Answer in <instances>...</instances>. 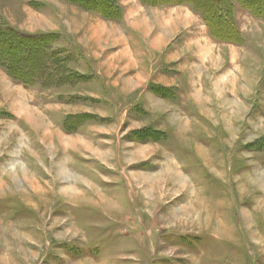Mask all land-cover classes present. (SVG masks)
Returning <instances> with one entry per match:
<instances>
[{
  "label": "rangeland",
  "instance_id": "rangeland-1",
  "mask_svg": "<svg viewBox=\"0 0 264 264\" xmlns=\"http://www.w3.org/2000/svg\"><path fill=\"white\" fill-rule=\"evenodd\" d=\"M135 2L158 12L146 15V41L127 35L136 59L163 58L189 28L182 9L206 26L182 2ZM75 9L86 12L65 0H0L9 26L52 35L46 53L58 54L31 68L35 52L0 42L15 52L13 72L38 76L26 85L0 66V264H264V21L235 4V63L221 46V67L179 98L151 83L126 90L139 87L130 68L108 78L122 84L105 82L58 33L82 23ZM157 33L159 55L149 56ZM105 43V53L120 49ZM207 45L200 53L212 59ZM183 52L169 58L183 63Z\"/></svg>",
  "mask_w": 264,
  "mask_h": 264
},
{
  "label": "crops",
  "instance_id": "crops-1",
  "mask_svg": "<svg viewBox=\"0 0 264 264\" xmlns=\"http://www.w3.org/2000/svg\"><path fill=\"white\" fill-rule=\"evenodd\" d=\"M119 2L122 7H124L122 20L119 25L114 26V23H111L96 14L84 13L82 11L80 12L79 9H75L76 12L74 13L80 16L82 23L77 24V21L74 23L71 21V24H62L60 27L58 26V33L70 37L72 44H74L80 51L84 52L85 58L90 61L93 66L98 67L105 82L112 84V87H116L119 83L122 84L123 80L126 78H108H112V76L116 74L121 76V74H124L125 71L130 68L133 69L132 72L135 78H129L132 82L135 81L138 83L139 87L136 89L126 88V90L136 92L143 86V84V87L146 89L147 85L151 83L168 90H173V93L181 98L184 96L185 91L191 92L194 82L198 83L200 89H202L200 84H203L206 79L204 74L211 73L209 69H217L221 67V63H223L219 50L221 46L227 48L230 47L231 49L230 52L228 51V57L229 54H231L230 58L226 59V65L228 66V64L235 63V56H238V53L234 50L237 49L236 45L230 43L225 44L214 40L210 36L208 29L205 28L206 26H191V22L195 23L197 21L199 22V20L186 9H182L181 11L183 12L180 13L182 14L183 22L189 23L187 26L189 28L182 33V36L179 37L170 48H168V51H166L167 53H163V58L161 60L158 59L156 62L150 63V59L148 58L145 61L141 58H134V55L136 56L137 54L136 52L134 53L135 49H133V46L127 38L128 33L134 35L137 34V36L141 37L143 42L146 41L148 37L147 32L149 31V23L146 19V15L158 16V12L157 9L152 10L146 9L142 6L141 8L138 7L139 5H137L135 0H120ZM126 3H129V6H126ZM174 11L176 12L174 9L172 13H174ZM27 15L31 16L32 14L28 13ZM0 16L5 22L8 21L3 15L0 14ZM7 24H9V21ZM139 24H144L145 28L143 30L140 29ZM165 25L169 27L168 22H166ZM236 26L239 31L237 21ZM96 28L99 29L97 33H95ZM114 31L116 32V37L112 38L111 33ZM158 40L160 39L159 34L157 33L156 37L153 39V44L150 43L149 45V56L159 55L160 50L158 48ZM104 41H106V43L108 41L113 42V44L116 45L115 47L120 49H112L110 53H105ZM206 43L208 44L207 46H209L210 54L213 56L211 57L212 59L202 58V54L200 53V47L205 46ZM176 48L179 51H188V54L183 52V63L179 64V60H171V58H169L171 52L173 54L174 50L176 51ZM124 50L129 55L131 66H128L125 59L121 56V52ZM137 56L140 57V53H138ZM192 56L196 57L197 60L192 59ZM196 62L200 66H198ZM182 67H184V69H182ZM237 68L238 66H232L230 70L229 67H227V70L233 75V72H237ZM221 76H219V78ZM194 78H196V81H194ZM180 83L182 84V87L179 86ZM120 90H122V88Z\"/></svg>",
  "mask_w": 264,
  "mask_h": 264
},
{
  "label": "trees",
  "instance_id": "trees-1",
  "mask_svg": "<svg viewBox=\"0 0 264 264\" xmlns=\"http://www.w3.org/2000/svg\"><path fill=\"white\" fill-rule=\"evenodd\" d=\"M68 4L75 5L83 11L96 14L101 18L112 21L120 22L122 19V11L119 5L114 0H65ZM207 0H154L148 2L141 0L148 6H162L172 5L175 3H184L192 7L204 24L206 25L210 36L218 41L230 44H240L239 31L234 20L233 9L235 4L243 7L253 17L259 18L264 21V11H262L264 0H208V4L204 7L202 4ZM260 1V4H259ZM262 3V5H261ZM3 18L0 17V42L5 40L4 43L8 44L12 50L22 49L28 52H35L33 58H26L30 67L47 65L50 59L51 62H58V54L54 51L49 56L46 53L48 39L52 35L35 34L30 35L18 31L17 29L9 26ZM221 24L224 27H218ZM216 29L224 30L225 33L217 34ZM15 52L3 53L0 49V66L3 67L12 78L22 81V83L32 84L38 76L29 70L28 72L18 70V74L11 70L14 63ZM30 60V61H29Z\"/></svg>",
  "mask_w": 264,
  "mask_h": 264
},
{
  "label": "bare ground",
  "instance_id": "bare-ground-1",
  "mask_svg": "<svg viewBox=\"0 0 264 264\" xmlns=\"http://www.w3.org/2000/svg\"><path fill=\"white\" fill-rule=\"evenodd\" d=\"M223 33H224V31H223ZM82 145L84 146V147H87L85 144H83L82 143ZM208 163V162H207ZM172 166V165H171ZM65 173V172H64ZM62 174H63V172H62ZM166 176V175H165ZM160 177H161V175H160ZM168 178V177H167ZM162 179V178H161ZM167 180V179H166ZM176 181V180H175ZM157 183V182H156ZM176 184V183H175ZM179 184V183H178ZM181 184V183H180ZM29 185H30V188L31 189H33V191L35 192V193H39L40 192V188L38 189L37 188V186H36V183H32V182H29ZM183 185V184H182ZM184 186V185H183ZM189 186V185H188ZM155 187V186H154ZM161 187V186H160ZM157 188V187H156ZM66 192V191H65ZM100 198V200L101 201H103L102 200V197H99ZM107 201V200H106ZM103 203V202H102ZM106 205V204H105ZM111 206V205H110ZM106 207V206H105ZM107 208V207H106ZM174 217V216H173Z\"/></svg>",
  "mask_w": 264,
  "mask_h": 264
}]
</instances>
